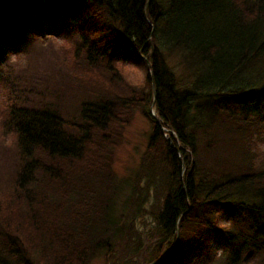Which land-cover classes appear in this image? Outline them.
Masks as SVG:
<instances>
[{
    "label": "trees",
    "instance_id": "1",
    "mask_svg": "<svg viewBox=\"0 0 264 264\" xmlns=\"http://www.w3.org/2000/svg\"><path fill=\"white\" fill-rule=\"evenodd\" d=\"M45 35L64 45L60 71L22 78L8 54ZM119 54L145 66L147 91ZM0 87V124L19 136L0 145V264L112 254L132 180L113 161L137 105L165 186L145 264H186L213 237L222 256L207 264H264V0H0Z\"/></svg>",
    "mask_w": 264,
    "mask_h": 264
},
{
    "label": "rangeland",
    "instance_id": "2",
    "mask_svg": "<svg viewBox=\"0 0 264 264\" xmlns=\"http://www.w3.org/2000/svg\"><path fill=\"white\" fill-rule=\"evenodd\" d=\"M63 46L62 41L57 37H41L26 52L10 55L9 59L10 62L15 63V68L21 70L18 73L22 78L25 76L30 81L35 80L33 78L35 76L40 79L47 76L52 78L60 71L57 63ZM135 47L138 49L137 46ZM116 61V66L124 79L135 88L148 90L145 66L134 56L125 57L119 54ZM4 104L5 92L0 88V111ZM149 132L150 121L143 114L142 106L137 105L130 122L125 127L122 142L115 151L113 161V171L118 180L122 181L128 176L132 178L122 189L117 201L118 205L122 206L127 198L129 199L124 211L126 229L122 238L117 240L115 249L109 257L99 256L90 264H145L147 254L159 238L156 230V215L162 206L165 194L164 174L160 166L152 172L153 168L151 169L148 161L144 159ZM253 148L257 153L264 152V133L254 138ZM134 182H137V187ZM137 199L138 201L143 199L139 202L138 208L135 207ZM216 220L219 225H225L229 222V217L222 214ZM206 248L204 253H194L185 263L207 264L214 258L219 259L222 256L216 237L212 238Z\"/></svg>",
    "mask_w": 264,
    "mask_h": 264
},
{
    "label": "clouds",
    "instance_id": "3",
    "mask_svg": "<svg viewBox=\"0 0 264 264\" xmlns=\"http://www.w3.org/2000/svg\"><path fill=\"white\" fill-rule=\"evenodd\" d=\"M19 136L18 133L8 131L4 133L3 125L0 124V145L6 149H14L18 146Z\"/></svg>",
    "mask_w": 264,
    "mask_h": 264
},
{
    "label": "water",
    "instance_id": "4",
    "mask_svg": "<svg viewBox=\"0 0 264 264\" xmlns=\"http://www.w3.org/2000/svg\"><path fill=\"white\" fill-rule=\"evenodd\" d=\"M154 103V101H152V104Z\"/></svg>",
    "mask_w": 264,
    "mask_h": 264
}]
</instances>
